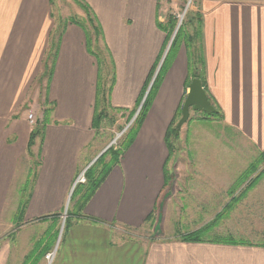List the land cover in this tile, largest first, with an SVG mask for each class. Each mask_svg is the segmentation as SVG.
I'll use <instances>...</instances> for the list:
<instances>
[{"label":"crops","instance_id":"obj_1","mask_svg":"<svg viewBox=\"0 0 264 264\" xmlns=\"http://www.w3.org/2000/svg\"><path fill=\"white\" fill-rule=\"evenodd\" d=\"M81 1L94 13L103 34L101 44L113 62L108 104L114 112L119 110L120 120L115 122L126 124L161 59L165 34L157 22L163 21L159 13L166 11L169 0ZM52 3L0 0V264H47L44 256H36L48 239L54 241L47 252L58 247L51 264H264V243L178 240L206 225L225 204L213 212L193 211L199 214L196 228L174 224V234L148 240L147 245L138 240L139 230L149 224L145 222L149 215H155L154 224L162 221L158 210L166 186L165 134L187 93V58L182 45L133 142L82 213H69V226L60 235V219L77 176L112 138L93 128L97 62L87 51L78 25L65 24L49 83L40 80L56 26ZM199 12L206 84L222 113L220 126L241 138L247 148L260 152L264 150V0H199ZM29 107L37 117L44 107H51V112L42 139L32 147L34 154L39 153V166L23 225L14 229L17 189L29 170ZM198 182L203 181L191 184ZM211 182L206 183L216 187V181ZM204 196L215 202L216 193ZM231 218L232 212L210 231L211 236L227 231L226 225L228 234L236 235ZM26 256L30 259L24 262Z\"/></svg>","mask_w":264,"mask_h":264},{"label":"rangeland","instance_id":"obj_2","mask_svg":"<svg viewBox=\"0 0 264 264\" xmlns=\"http://www.w3.org/2000/svg\"><path fill=\"white\" fill-rule=\"evenodd\" d=\"M187 1L188 0L167 1L166 11L159 13L163 17V21L160 23H164L168 16H173L177 23L178 21L184 22L186 20L187 12H199V0H190L186 11L183 12ZM52 14L54 15L56 22L68 20L70 18H73L76 21H84L85 17L83 11L74 3V0H53ZM99 47H102L101 43L99 44ZM164 50L162 51V54ZM106 66L108 69L107 62ZM104 71L106 72V70ZM107 79H109L108 76L106 77V81ZM27 111L33 114L35 124L38 119L40 120L42 118V113H40L39 117H37L38 115L36 114L35 109L29 107ZM109 113L110 117L102 122L100 128L98 129L100 131L97 132H100L103 134L102 136L107 139L109 138V140L112 138V141L116 134H118L129 121L127 119L126 124L116 123L115 121L117 119L120 120L118 113L114 111H110ZM189 118L190 120L186 121L179 131L178 138L176 140H172L175 150L166 166L167 183L165 184V191L162 193L159 201L161 204V211L160 209L158 210V215L160 214L162 218L161 225H159V221L154 224L155 215L154 218L152 215L149 224L140 229L138 232L139 242H141L142 245H147L148 240L159 239L160 237L174 234V230L177 231L173 226L174 224L181 226L184 224L183 227L185 229L187 227H190L191 229L196 228L195 225L198 224V221L195 220V216L196 219H198L199 214L197 216L193 211L203 208L205 211L213 212V210H217L218 206H223L222 204H225V207L228 203H232L233 206L227 213L228 215L232 212L230 226L237 230L236 235L234 234L232 237L238 241H251L256 244H263L264 172L261 174L260 178L256 181L253 187L246 191L242 197L240 196L241 191L244 189L247 182L241 185V187L234 191V193L231 194L230 192L232 185L235 183L238 176L257 158L259 152L247 148L249 146L245 144L241 138L224 130L222 126H220V120H216L212 117L205 119L200 112H192L189 115ZM35 124L33 126L29 125L30 128L32 129ZM186 129H189L190 133L187 134ZM126 131L116 139L113 144L114 146H117L120 143ZM34 161L35 158L29 159V168L34 169ZM263 170L264 162L259 165L257 173ZM22 179L23 177L20 178V180ZM191 181L203 182L191 184ZM210 181L213 183L216 181V187H212L206 183ZM195 191H197V193L199 191L200 195L198 193V196H195ZM212 192L216 193V197L213 198L215 202L213 203L211 202L212 198L204 196L205 194L211 195ZM218 195H222V198L217 197ZM233 197L234 199L237 198L235 202ZM75 201L76 198L73 197L71 199L70 195L68 204L66 205L70 212L74 208ZM66 209L65 215H63L60 219V232H63L67 212ZM6 214H10V212L7 211ZM181 217H187V219H184L181 221L182 223H179L178 220ZM22 225V221H15L13 227L16 229ZM215 228L211 232H213ZM179 229H182V227ZM225 229L227 231H222L219 235H231L228 234V232H230V228L228 229L227 225L225 226ZM244 231H256L261 234H243ZM211 232L204 235V238L211 239ZM48 240H46V242ZM48 252H44V260L45 255Z\"/></svg>","mask_w":264,"mask_h":264},{"label":"trees","instance_id":"obj_3","mask_svg":"<svg viewBox=\"0 0 264 264\" xmlns=\"http://www.w3.org/2000/svg\"><path fill=\"white\" fill-rule=\"evenodd\" d=\"M74 3L76 4L77 7H79L83 11L85 15L84 21H76L75 19L70 18L68 20L56 22V26L54 27V29L50 34V41L44 57L40 80L45 79L47 84L49 83L57 55L60 38L63 34L65 24L69 22L78 25L84 32L85 45L87 51L94 56L97 62L98 78L96 83V101H95L94 115H93V128L95 130H98L102 122L110 117L109 112L114 111L113 109H111V107L108 104L109 92L114 81V69H113L114 67L106 47L103 45L101 48L99 47V44L102 43L103 41V34L101 27L94 13L92 12L91 8L81 0H74ZM176 23L177 21L173 16H168V18L165 20L164 23L157 22V28L161 32H163L166 36L164 49L166 48V45L172 33L174 32ZM181 45L184 47L187 58V77L185 80V87L188 88V84L192 79L194 78L200 79L201 85L208 97V100L210 101V103H212V105L216 110L215 113H213L212 115H206L204 113H201L203 115V118L208 119L212 117L215 118L216 120H220V121L222 120V113L219 107L216 105V102L212 98L209 90L207 89V84H206L205 60L202 50V15L199 12H195V13L187 12L186 20L184 22L182 21L181 25L178 27V30L173 38V41L168 49V52L161 66L158 69V72L148 90V93L146 94L141 104V107L139 109L136 118L134 119L130 127L127 129L126 133L123 135V138L121 139L120 143L117 146L111 145L110 147H108L104 151V153H102L84 171L85 183L76 184L75 187L73 188L71 199L75 197L76 201L74 204V208L71 212L82 213L88 200L92 197V195L100 186V184L108 176L113 166L118 164L119 158L123 155L124 151L133 142L151 106L152 100L163 79V76L166 70L168 69L172 59L174 58L177 49ZM106 62L108 65V69L106 66ZM104 70H106V72ZM154 72L155 69L152 71V73L148 78L146 89L152 79ZM104 76L106 77L108 76L109 79H107L106 81V77ZM145 91L142 95V98L145 94ZM185 96L186 94H184V98ZM141 100L139 104L141 103ZM182 103L180 104V107H178L173 119L171 120L166 130L165 143L168 149V157L166 159L164 168H166L175 150L172 140H176L178 138V134L175 133V124L180 117ZM137 108L129 114L128 121L132 118ZM50 112H51V107L50 108L44 107L42 110V118L36 121L35 126L31 129L29 133V138L27 143V153L31 159L35 158V161H34V169L29 168L25 180L18 186L17 189L19 194V200L15 211L14 220L18 222H21L23 219V215L30 195L31 185L35 177L36 169L39 166V155H38L39 153L34 154L32 152V147L35 145L36 140L42 139L43 129L45 124L48 122ZM116 112H119V110H116ZM188 120H190V118H188ZM262 162H264V150L260 151L258 153L257 158L238 176V178L236 179L235 183L232 185V188L230 190L231 194L234 193V191L238 190L241 187V185H243L246 182H247L246 186L241 191V195H240L241 197L245 194L246 191H248L250 188L253 187L256 181L260 178L261 174L264 172L263 170L257 173L259 165ZM253 175L255 176L252 177ZM165 183H167V176ZM236 199H234V202ZM232 206H233L232 203H228L222 209V211H220L214 216V218L209 223H207L198 230L180 235L178 237V240L181 242H204L205 240L204 235H207L210 231H212L220 223V221L227 216V213L231 210ZM69 213L70 211L67 210L65 224L61 235L69 226V221H70ZM79 216L82 215L80 214ZM151 217L152 216L149 215L146 218L145 222H149ZM53 241L49 239L46 242L45 246L43 247V251L37 254L36 259H40L43 256L44 252H46L50 248V245L52 244ZM209 242L216 244H228V245L245 244V243H240V241L233 238L232 235H226V236L215 235L211 237ZM28 259L29 256H26L24 262L27 261Z\"/></svg>","mask_w":264,"mask_h":264},{"label":"water","instance_id":"obj_4","mask_svg":"<svg viewBox=\"0 0 264 264\" xmlns=\"http://www.w3.org/2000/svg\"><path fill=\"white\" fill-rule=\"evenodd\" d=\"M188 3V1H187ZM188 7V4H186V7L184 9V11L187 9ZM181 22L178 21L176 27H175V30L173 32V34L171 35L170 39H169V42L162 54V57L158 63V66L152 76V79L146 89V92L141 100V103L139 104L136 112L134 113V115L132 116V118L129 120V122L125 125V127L118 133L116 134V136L114 137V139L109 143V145L102 151L100 152L96 157L95 159L90 163V165L102 154L104 153V151L110 147L111 145H113L116 141V139L122 135L126 129L132 124V122L134 121V119L136 118L138 112H139V109L141 107V104L146 96V94L148 93V90L152 84V82L154 81V78L158 72V69L159 67L161 66L167 52H168V49L173 41V38L178 30V27L180 26ZM215 108L214 106L212 105V103H210V101L208 100V97L201 85V81L200 79L198 78H194L190 81V83L188 84V88H187V93H186V96L183 100V103H182V107H181V114H180V117L179 119L177 120L176 124H175V133L178 134L179 131L181 130V127L182 125L188 120L189 118V115H190V112H200V113H204L206 115H212L213 113H215ZM89 165V166H90ZM88 166V167H89ZM87 167V168H88Z\"/></svg>","mask_w":264,"mask_h":264},{"label":"built area","instance_id":"obj_5","mask_svg":"<svg viewBox=\"0 0 264 264\" xmlns=\"http://www.w3.org/2000/svg\"><path fill=\"white\" fill-rule=\"evenodd\" d=\"M27 121H28V124L30 126H33L35 124V120H34V117H33V114L31 112H28L27 114ZM85 181V178H84V171H82L76 178V181H75V184H80V183H84ZM55 253H56V249H53L51 251H49L46 255H45V260L48 264H51L54 257H55Z\"/></svg>","mask_w":264,"mask_h":264},{"label":"bare ground","instance_id":"obj_6","mask_svg":"<svg viewBox=\"0 0 264 264\" xmlns=\"http://www.w3.org/2000/svg\"><path fill=\"white\" fill-rule=\"evenodd\" d=\"M189 2H190V0H188V3H187L188 5H189ZM185 11H186V10H185ZM185 11H183V12H185ZM47 264H48V263H47Z\"/></svg>","mask_w":264,"mask_h":264}]
</instances>
